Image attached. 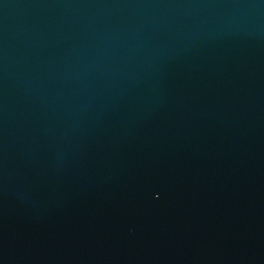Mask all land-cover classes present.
I'll return each mask as SVG.
<instances>
[{"label": "water", "instance_id": "water-1", "mask_svg": "<svg viewBox=\"0 0 264 264\" xmlns=\"http://www.w3.org/2000/svg\"><path fill=\"white\" fill-rule=\"evenodd\" d=\"M0 264H264V0H0Z\"/></svg>", "mask_w": 264, "mask_h": 264}]
</instances>
